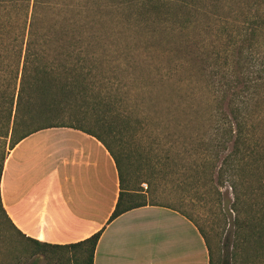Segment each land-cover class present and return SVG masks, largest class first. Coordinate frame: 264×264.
Returning a JSON list of instances; mask_svg holds the SVG:
<instances>
[{
	"label": "trees",
	"instance_id": "obj_1",
	"mask_svg": "<svg viewBox=\"0 0 264 264\" xmlns=\"http://www.w3.org/2000/svg\"><path fill=\"white\" fill-rule=\"evenodd\" d=\"M113 21L142 37L180 39L185 46L196 36L203 39L202 32L211 37L212 59L205 63L215 80L213 150L195 167V184L189 190L199 193L205 205L212 202L221 229L217 244L230 220L234 262L245 264L262 256L264 135L259 131L262 121L252 116L250 101L257 84L264 85V56L258 60L253 53L260 36L264 37V0H0V58L2 53L10 58L5 65L0 60V175L8 152L25 137L45 129L71 128L95 138L113 160L118 192L108 221L147 205L144 198L135 201L142 194L127 188L123 158L113 152L126 150L121 135L117 137L122 129L115 133L130 125L128 114L119 110L123 100L110 87L98 90L89 82L88 65L99 59L98 52L121 46L104 38L103 31ZM127 44L123 48H129ZM139 56L154 65L166 82L177 71L174 65L162 72L160 62H151L153 56H147L151 61ZM196 59L204 62L195 56L192 64L198 63ZM135 140L131 136L126 143L136 145ZM146 186L150 190L149 180ZM225 194L230 196L226 203ZM166 208L193 224L207 250V264H214L217 254L203 228L185 213ZM0 216L23 238L1 202ZM98 237L99 231L67 245L24 240L33 246L34 254L60 252L64 259V252L70 264H92Z\"/></svg>",
	"mask_w": 264,
	"mask_h": 264
},
{
	"label": "rangeland",
	"instance_id": "obj_2",
	"mask_svg": "<svg viewBox=\"0 0 264 264\" xmlns=\"http://www.w3.org/2000/svg\"><path fill=\"white\" fill-rule=\"evenodd\" d=\"M105 29L104 38L111 40L110 45L118 42L121 46L115 43L118 49L98 52L99 59L88 65L89 82L98 90L110 87L123 100L120 112L129 116V128L115 131L117 134L122 129L117 137L121 135L126 150H113L117 155L120 152L123 158L127 188L142 194L137 195L139 198L135 197V201L141 202L144 198L147 205L170 207L193 218L203 228L217 254L214 264H238L231 258L230 220L217 244L216 234L221 229L213 216L212 202L205 205L198 198L199 193L189 190V186L195 184L192 177L195 167L207 160L213 150L215 80L206 67L212 59L211 37L202 32L203 39L196 36L185 41L192 43L188 48L180 39L159 41L142 37L133 33L135 29H123L116 21ZM125 43L129 48H123ZM133 48L134 54L127 53ZM253 53L256 59L262 60L263 36ZM157 54L160 55L155 58ZM139 55L146 60L147 56H153L152 61H147L160 62L162 72L178 66L176 73L172 72V80L161 79L155 66L142 62ZM195 56L204 62L196 59L198 63L192 64ZM0 60L4 65L10 62L5 53ZM178 79L180 81L175 83ZM255 89L250 107L253 118L262 121L259 131L264 135V85L257 84ZM131 136L136 139V145L128 146ZM148 180L150 190L146 186ZM224 200L226 203L230 196L225 194ZM33 251V246L9 228L0 216V264L71 263L65 260L69 254L64 252L63 259L57 254L60 252L50 254L48 251L43 255ZM245 264H264V254L256 255Z\"/></svg>",
	"mask_w": 264,
	"mask_h": 264
},
{
	"label": "crops",
	"instance_id": "obj_3",
	"mask_svg": "<svg viewBox=\"0 0 264 264\" xmlns=\"http://www.w3.org/2000/svg\"><path fill=\"white\" fill-rule=\"evenodd\" d=\"M113 160L93 137L71 128L35 132L7 154L0 202L24 238L67 245L99 231L92 264H207L193 224L157 205L108 221L116 203Z\"/></svg>",
	"mask_w": 264,
	"mask_h": 264
}]
</instances>
